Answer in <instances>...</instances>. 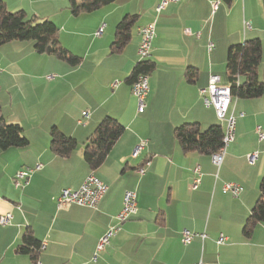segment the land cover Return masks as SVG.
<instances>
[{
	"label": "crops",
	"instance_id": "obj_1",
	"mask_svg": "<svg viewBox=\"0 0 264 264\" xmlns=\"http://www.w3.org/2000/svg\"><path fill=\"white\" fill-rule=\"evenodd\" d=\"M3 1L9 11L52 21L60 43L81 60L70 66L38 54L31 41L0 45L1 115L7 123L19 124L28 140L24 147L0 149V215L12 214L8 224L0 225V264H35L19 250L27 228L45 243L37 251L41 264H264V224H256L249 237L242 233L264 175V139L255 131L256 126L264 130V91L256 98L233 99L234 140L219 167L210 154L183 152L173 135L174 127L184 122H198L200 129L221 125L213 108L203 105L198 89L207 85L210 74L225 84L229 45L260 39L257 74L264 87L261 0H232L230 5L221 0L215 10L212 0H179L159 13V0H115L78 15L70 13L69 0ZM125 14L138 15L131 37L121 52L109 54L115 25ZM245 20L250 28L243 27ZM151 21L155 37L147 59L154 69L148 74L144 109L138 112L125 78L139 61L138 27ZM189 67L197 70L193 81L184 77ZM105 116L117 119L124 131L104 163L91 169L82 143ZM81 118L84 122L78 124ZM51 126L77 140L69 155L50 150ZM140 139L146 144L135 152ZM250 152H257L252 163L246 157ZM148 160L150 165L139 174L136 169ZM36 163L41 169L30 174L26 185L15 187L16 172ZM195 166L200 182L193 189ZM91 171L107 186L96 206L58 205L60 190L78 188ZM225 182L238 183L240 193H224ZM126 190L136 192V211L93 260L98 239L116 223ZM183 229L205 238L195 236L184 245ZM220 234L225 240L218 244Z\"/></svg>",
	"mask_w": 264,
	"mask_h": 264
},
{
	"label": "trees",
	"instance_id": "obj_2",
	"mask_svg": "<svg viewBox=\"0 0 264 264\" xmlns=\"http://www.w3.org/2000/svg\"><path fill=\"white\" fill-rule=\"evenodd\" d=\"M115 0H69L68 9L72 15L92 12L110 4ZM230 5L232 0H222ZM264 13V0H261ZM138 18L137 14H125L115 25L114 37L109 47V54L122 51L131 37V29ZM11 41H31L33 50L38 54H47L76 66L81 57L64 47L58 37L56 25L48 19H39L35 15H27L24 10L9 11L3 0H0V45ZM261 41L259 38L244 39L228 46L225 58V84L229 86L230 94L235 98H256L263 91V83L259 80L257 68L261 60ZM154 69V63L148 59L139 60L125 78L131 85L139 74H149ZM197 70L187 68L184 77L187 81L195 80ZM124 127L112 116L103 117L93 131L82 143V156L89 168L101 166L107 155L122 135ZM173 135L183 152L211 154L221 145L223 126L211 124L200 129L198 122H184L174 127ZM49 148L58 156L69 155L77 146V140L62 133L56 126L49 129ZM28 144L21 126L17 123H7L0 111V149L9 147H24ZM258 197L246 216L242 233L249 237L258 223L264 224V175L258 183ZM40 243L35 239L31 229L22 234L19 250L29 254L32 260L37 259Z\"/></svg>",
	"mask_w": 264,
	"mask_h": 264
},
{
	"label": "built area",
	"instance_id": "obj_3",
	"mask_svg": "<svg viewBox=\"0 0 264 264\" xmlns=\"http://www.w3.org/2000/svg\"><path fill=\"white\" fill-rule=\"evenodd\" d=\"M177 1L179 0H159V2L155 5L156 13L162 11L169 3ZM220 2L221 0H212L211 8L215 10ZM103 26L104 24H102L95 32L97 36L102 33ZM250 26V21H243V27L245 29L250 28ZM138 33L140 35V40L137 47V54L139 56V60H145L149 57L151 44L155 37V22L151 21L143 26L138 27ZM212 48L213 44L209 42L208 50H211ZM148 89L147 74H139L131 84V93L137 100L138 112H142L144 109V101L148 93ZM198 92L202 99L203 105L205 107L213 108L217 119L224 122L221 145L215 152L210 154L212 163L219 167L227 146L234 140L236 117L234 116L233 111L230 109L233 98L231 97L229 86L221 84L220 78L216 74H210L207 85L200 87ZM81 114L83 117H87L88 112L83 111ZM83 122L84 121L82 118L77 121L78 124H82ZM255 131L259 140L264 139V130L260 126H256ZM145 144L146 139H140L135 145L134 151L139 152L145 146ZM246 157L248 162L252 163L257 157V152H250L246 155ZM144 165L145 166H141L136 169L139 174H143L145 172L146 167L150 165V160L146 161ZM41 167V163H36L32 168H25L17 171L12 178L13 185L15 187H22L26 185L28 183L30 174L33 171L41 169ZM193 170L196 173V177L193 179L191 187L195 189L200 182L199 166H195ZM106 189L107 186L93 173V171H91L86 175L78 188H62L59 194L55 197V200L58 205L76 204L95 207L99 199L105 193ZM241 189V186L235 182H225L222 185V191L224 193H229L232 196H237ZM136 208V192L134 190H126L123 194L122 206L116 215V223L110 226L98 239L92 257L93 260L97 259L98 254L102 252L109 244L110 239L115 235L120 227V224L126 221L133 213H135ZM11 218V212L1 214L0 225L8 224ZM195 236H200L202 239L205 238V234L203 233H192L186 229H183L181 231L180 241L182 244L187 245ZM224 240L225 236L220 234L216 242L220 244L223 243ZM44 247L45 243H40L38 251ZM35 264H41V262L36 259ZM191 264H201V262Z\"/></svg>",
	"mask_w": 264,
	"mask_h": 264
},
{
	"label": "rangeland",
	"instance_id": "obj_4",
	"mask_svg": "<svg viewBox=\"0 0 264 264\" xmlns=\"http://www.w3.org/2000/svg\"><path fill=\"white\" fill-rule=\"evenodd\" d=\"M221 125H223V121L221 122ZM191 232V231H190ZM192 233H194V232H192Z\"/></svg>",
	"mask_w": 264,
	"mask_h": 264
}]
</instances>
